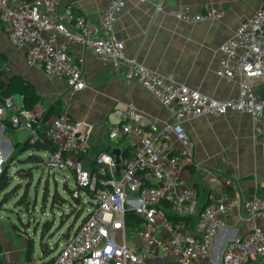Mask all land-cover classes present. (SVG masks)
I'll return each instance as SVG.
<instances>
[{"label": "built area", "instance_id": "obj_1", "mask_svg": "<svg viewBox=\"0 0 264 264\" xmlns=\"http://www.w3.org/2000/svg\"><path fill=\"white\" fill-rule=\"evenodd\" d=\"M127 2L110 0L96 27L88 18L63 9V0H0V23L15 47L26 48L29 65H41L48 75L63 78L70 91H82L87 86L83 65L68 51L70 44H79L110 62L117 71L124 68L127 82L142 85L172 116L168 124L152 125L146 130L123 114V123L111 130L110 137L136 138L133 156L118 164L112 154L100 153L97 169L89 171L80 157L85 153L90 128L62 111L40 135L33 128V122L40 118L38 111L23 110L15 95L0 104V131L4 129L2 120L8 116L13 127L27 129L33 141L50 140L56 151L45 159L44 167L49 172L73 171L77 184L94 196V208L69 236L53 264H150V258L156 259L161 251L169 252L179 264L264 261V199L231 197L223 191L198 212V191L185 174L194 161L195 147L184 127L187 118L220 117L231 111L250 114L257 123L263 119L264 99H259L254 89L264 81V3L220 47L217 74L237 80L239 93L217 100L126 56L125 43L116 38L114 31ZM171 15L186 23H197L220 19L224 12L215 9L187 14L173 10ZM176 142L180 147L171 152ZM8 163L9 157L0 145V179ZM83 194L75 192L74 196L83 200ZM164 204L177 218L198 214L195 232L175 224L162 210ZM234 211L248 214V232L230 240L217 261L215 240L226 225V215ZM127 212L142 218L136 237L126 227Z\"/></svg>", "mask_w": 264, "mask_h": 264}, {"label": "crops", "instance_id": "obj_2", "mask_svg": "<svg viewBox=\"0 0 264 264\" xmlns=\"http://www.w3.org/2000/svg\"><path fill=\"white\" fill-rule=\"evenodd\" d=\"M109 1L63 0V9H70L74 15L84 16L99 27ZM263 3L264 0H146L143 3L128 0L116 22L114 33L118 40L125 43L127 57L137 59L159 75H172L181 84L206 96L226 100L238 95L239 84L237 80H227L217 74L220 47L234 36L242 22L256 14ZM215 9L223 11L224 16L206 22L186 23L171 15L173 10L198 14ZM0 50L9 58L5 74L23 76L35 85L43 98V103L37 108L40 118L36 132L40 135L46 132L62 111H67L74 121L91 129L85 153L80 157L83 167L89 171L97 169L96 158L100 153L112 154L119 149L120 163L133 156L136 138L110 137L111 130L123 123V114L131 116L136 126L146 130L152 125L162 127L172 119L169 110L142 85L136 81L127 82L123 76L124 68L117 71L110 62L79 44H70L68 51L73 60L82 63L87 86L74 92L70 91L63 78L48 75L41 65H29L25 59L26 48L15 47L1 23ZM254 92L259 99H264V81ZM17 98L18 106L22 107V98ZM53 107L58 108L59 114H52L43 120L42 117ZM2 122L4 129L0 131V145L10 159L16 148L30 138V134L25 128L7 129L8 123L12 125L8 116ZM184 127L195 147L194 161L186 168L185 174L198 191V212L223 191L231 197L264 199V117L257 123L250 114L231 111L220 117L187 118ZM179 147L176 142L170 150L176 152ZM49 155V152L42 153L43 164ZM71 177L75 179L73 171ZM148 181L152 182L150 178ZM65 194L61 195L72 200L68 192ZM66 206L68 212L65 215L68 216L71 209L69 203L54 208L62 212ZM50 208L54 210L51 201ZM162 210L175 224L195 232L198 214L185 224L174 216L167 204L162 206ZM60 215L58 213L57 223H60ZM69 218L71 222L61 226L60 235L50 247L53 250L57 245L58 251L51 253L47 250L40 254L37 243L29 256V243L15 228L19 224L10 219L7 224L5 220L8 218L0 212L3 264H53L52 258L78 228L71 227L75 216ZM225 218L226 225L214 244L217 261H220L226 244L234 238L243 237L251 223L248 214L242 211L230 212ZM128 231L132 234L130 229ZM133 236L136 237V234ZM135 240L139 245L140 241ZM149 263L179 264L169 252L162 251L156 259L151 257ZM257 264H264V261H257Z\"/></svg>", "mask_w": 264, "mask_h": 264}, {"label": "rangeland", "instance_id": "obj_3", "mask_svg": "<svg viewBox=\"0 0 264 264\" xmlns=\"http://www.w3.org/2000/svg\"><path fill=\"white\" fill-rule=\"evenodd\" d=\"M5 72V65L0 66ZM11 158V156H10ZM33 169V178L31 181L27 179V171ZM21 170L25 171V176L20 174ZM67 176V177H66ZM72 176V171L66 169L64 171L49 172L43 166L27 164V155L23 154L10 164L9 170L2 180V191H0V212L8 218L5 220L9 224V219L19 225L15 228L19 229L20 236L26 238L27 242L33 241L35 244L39 243L40 233L43 228V223L51 220V230L45 231L41 238H44L46 242V250H50V247L54 246L55 238L60 235V229L62 225H66L71 222L65 215L68 212V207H64V211H56L50 208L51 197L54 194V190L58 189L61 194H65L66 186L75 189L77 188V182ZM66 180H68L66 182ZM4 184V185H3ZM25 189H29V192H24ZM48 190V194L47 191ZM47 199L44 201V196ZM24 199L27 201V205L20 202ZM84 210L81 218L75 224L76 228L86 218L94 208V201L86 193L83 194ZM59 210V209H58ZM58 213H60L63 223H57ZM67 221V222H66ZM58 224V225H57ZM57 226V227H56ZM59 226V227H58ZM36 248L40 254H43L40 245L37 244Z\"/></svg>", "mask_w": 264, "mask_h": 264}, {"label": "trees", "instance_id": "obj_4", "mask_svg": "<svg viewBox=\"0 0 264 264\" xmlns=\"http://www.w3.org/2000/svg\"><path fill=\"white\" fill-rule=\"evenodd\" d=\"M8 60H9L8 55L5 52L0 50V66L5 65L8 62ZM12 95L20 96L22 98V102H23L22 109L29 111V112L37 111V108L39 106H41V104L43 103V98L38 94L37 89L33 83H31L29 80L25 79L21 75H9L8 76L4 73L3 69L0 68V104L3 103V101L7 97L12 96ZM57 109L58 108H55V107L51 108L42 117V119L44 120V118L46 119L47 117H49L52 114L58 115L59 113H57ZM42 119H40V121ZM38 120H39V118H38ZM38 120H37V122H33V128L34 129H36L38 126ZM12 127L13 126L10 125L9 123L6 126V128L9 130L10 129L13 130ZM14 129H15V127H14ZM55 151H56V147L53 145V143L50 140L42 141L41 139H38L36 141H33L31 138H29L23 145L16 148V150L12 154L11 158L9 159V163L5 169V172L2 176V178L0 179V191H2V180H3L4 176L6 175V173L8 172L10 164L13 163L21 155L28 153L27 164L37 165V166L41 165L44 167V164H43L44 157L42 156V153L43 152H49L51 154V153H54ZM27 172H28L27 173V175H28L27 179L29 181H31L33 178V169H30ZM53 173H55V172H53ZM20 174L21 175L23 174L25 176L26 173L24 170H21ZM65 189L69 193V196L72 198V200L62 196L60 194V191L58 189H55L54 190L55 193L52 196L51 205H52V208H54L57 205L63 206L67 203L70 204L71 209L67 215L70 217L75 216L74 224L72 223V226H71L73 229V228H75V226H76L75 224L77 223V221L81 218V215H82L83 210H84V203H83L82 198L80 196L75 197L74 193L75 192H79V194L86 193L92 199H94L93 198L94 196L89 193V190L87 188L80 187L78 184H77V188H75V189L69 187L68 185L66 186ZM24 192H29V189H25ZM46 192L48 194V190ZM46 199H47V196L45 194L44 201ZM20 203L24 204L25 206L27 205V201L25 202L24 199ZM190 218L191 217L179 218V219H181L182 221L185 222V224H187V222L190 220ZM125 219H126V227L131 230L132 234H137L138 231L141 229L142 218L140 216H138L135 212H127ZM85 220H86V218H84L83 221H85ZM63 221L64 220H61L60 224L63 223ZM50 222H51V220L50 221L48 220V222L43 223V228H42L41 233H40L39 245H40L43 252L47 251L46 245H45L46 242H45L44 238H41V237L45 231L51 230V223ZM34 247H35V243L33 241H30L29 242V249H28L29 256H31V254L33 253ZM58 250H59V246H57V245L55 246V248L53 250L50 249L51 253H54ZM55 257L52 258V260H51L52 262H54Z\"/></svg>", "mask_w": 264, "mask_h": 264}, {"label": "water", "instance_id": "obj_5", "mask_svg": "<svg viewBox=\"0 0 264 264\" xmlns=\"http://www.w3.org/2000/svg\"><path fill=\"white\" fill-rule=\"evenodd\" d=\"M120 153L121 152L119 149L114 150L112 153L113 157L115 158V160L118 164H120Z\"/></svg>", "mask_w": 264, "mask_h": 264}]
</instances>
